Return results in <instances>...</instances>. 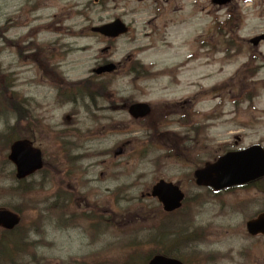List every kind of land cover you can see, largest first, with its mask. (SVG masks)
<instances>
[{"label": "rangeland", "instance_id": "obj_1", "mask_svg": "<svg viewBox=\"0 0 264 264\" xmlns=\"http://www.w3.org/2000/svg\"><path fill=\"white\" fill-rule=\"evenodd\" d=\"M194 1L108 0L102 6L93 0H0V208L22 217L17 231L0 230V264L96 259L144 264L158 250L187 264H264V238L250 237L245 229L264 208V188L247 184L215 197L188 180L196 164L213 153L264 146V43L254 48L245 41L264 32V0L231 4L236 27L227 25L221 34L212 28L217 10L211 1ZM118 16L129 22L131 32L111 44L84 30ZM201 35L211 36L208 43L222 50L227 35L242 50L223 58L218 48L213 56L186 64L187 42ZM250 55L257 57L256 75L251 64L243 69ZM40 56L66 81L86 80L59 87L36 69L32 59ZM106 57L120 63L119 69L93 76L92 69ZM134 59L151 74L137 79L127 74ZM221 82L227 83L225 89L210 91ZM246 88L256 90L248 102L243 100ZM103 91L104 97L86 95ZM25 97L32 120L23 129L10 110L18 99L25 108ZM128 99L152 107L176 103L184 110L193 105L198 112L188 123L177 120L179 112L155 120L154 111L136 121L122 107ZM12 124L20 128L16 136H30L45 151L42 172L21 182L6 158L9 136L18 130H11ZM176 132L185 135L190 154L183 159L165 156L170 146L165 138L178 139ZM121 143L124 153L114 156ZM158 179L178 183L190 208L163 221L160 226L168 232L177 228H168L174 223L180 228L170 238L161 231L153 243V221L160 214L150 191ZM195 195L201 196L197 203ZM92 211L98 214L90 220L93 226L80 221Z\"/></svg>", "mask_w": 264, "mask_h": 264}, {"label": "water", "instance_id": "obj_2", "mask_svg": "<svg viewBox=\"0 0 264 264\" xmlns=\"http://www.w3.org/2000/svg\"><path fill=\"white\" fill-rule=\"evenodd\" d=\"M225 1L223 0L222 2ZM93 30L100 31L109 36H116L118 33L124 31L118 22L94 28ZM259 39V37L255 38L253 42L256 44ZM113 68V65H108L105 68L97 70V72L110 71ZM129 111L135 117L144 116L148 114L149 106L147 104H134L129 108ZM9 159L16 165L18 177L32 173L42 166L40 151L31 148L30 144L26 141L15 142L11 146ZM261 176H264V150L259 146L227 153L214 164H206L205 168L195 172L197 184L208 185L214 189L244 184ZM152 194L158 196L163 203L164 209L167 211L178 208L183 198V194L177 186L163 181H160L153 187ZM17 222L18 219L14 214L0 211V225L12 228ZM246 227L251 234L264 233V213L248 221ZM149 264L181 263L178 260L157 255L151 259Z\"/></svg>", "mask_w": 264, "mask_h": 264}, {"label": "flooded vegetation", "instance_id": "obj_3", "mask_svg": "<svg viewBox=\"0 0 264 264\" xmlns=\"http://www.w3.org/2000/svg\"><path fill=\"white\" fill-rule=\"evenodd\" d=\"M234 3V0H232L229 4L225 5V6H219V5H215L216 6V10H220V9H226L229 10V6ZM171 106H164V108H155L154 112L156 114L155 118H158L159 116H162L163 114L170 112L171 111Z\"/></svg>", "mask_w": 264, "mask_h": 264}, {"label": "trees", "instance_id": "obj_4", "mask_svg": "<svg viewBox=\"0 0 264 264\" xmlns=\"http://www.w3.org/2000/svg\"><path fill=\"white\" fill-rule=\"evenodd\" d=\"M101 93H104V92H101ZM161 253H166V254L172 255L169 251H163Z\"/></svg>", "mask_w": 264, "mask_h": 264}]
</instances>
